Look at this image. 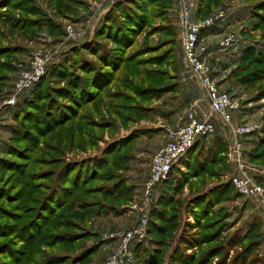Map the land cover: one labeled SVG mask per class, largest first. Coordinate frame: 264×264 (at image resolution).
I'll use <instances>...</instances> for the list:
<instances>
[{"label":"rangeland","instance_id":"rangeland-1","mask_svg":"<svg viewBox=\"0 0 264 264\" xmlns=\"http://www.w3.org/2000/svg\"><path fill=\"white\" fill-rule=\"evenodd\" d=\"M34 1L35 5L53 23L61 27L62 32L60 35L47 32H39V34L36 32L37 34L34 35L28 32L25 35L15 32V35L13 33L8 35L9 29L7 26L0 24V29H3L4 33L9 36L6 35L5 38H0V46L15 48L12 55L3 59L10 62L16 72L11 74L12 77L4 83L3 90L0 92V188L6 189L9 196L15 195L10 197L9 201L18 199L21 195H26V186L36 188L37 185L34 184L40 182L38 184L43 187V181H41L42 177L45 176L43 173H53L47 181H44V184L51 183V177L54 175L53 171L59 170L60 166L53 165L55 161H49L58 156L54 153L55 151L52 152V149L55 150V146H57L56 138L58 135L56 131L43 138L40 135L45 134L48 130L47 125H52L49 124L50 122L61 118V115L57 116L55 108L58 105L64 106V104H67L58 95H62L60 90L72 92L73 89L68 84V80L71 79L70 76L76 74L79 78L87 80V75L77 72V69L69 73L68 70L72 67V64L69 63L66 64L67 67L60 74L61 76L51 74L40 88L20 94L21 102L17 107L8 106L7 100L9 95L11 96L13 93L12 86L15 78L21 70L26 68L35 51L41 50L51 54L52 60L50 63L52 64L61 62L64 58L67 61L72 60V58H79V54H84L86 57V50L81 48L91 41L104 16L111 12L115 18L121 19V14L127 12V9H131L133 13L141 16L142 25L145 27L142 33L137 36V42L131 49L133 51L140 50L141 57L139 60H144L142 61V64L145 65L144 70L146 69L147 72L149 70H159L172 74L173 68L167 67L162 60L165 58V52L172 48L170 43L173 42V38L178 46L177 56L179 54L184 59L179 43L176 0H169L168 3L171 6L168 11L165 10L166 3L163 1L153 4L147 0H85L84 6H79L74 12L66 15L58 14L53 4L49 3L48 0ZM222 2V6L228 4L232 7L231 15L203 33L201 40L203 45L210 46L211 51L215 52L216 61L220 62L218 63L220 70L224 71V74L217 79L219 84L224 85L223 91L228 92L240 104V115L245 118L240 122L254 123L261 126L257 132L242 138L244 152L248 150L245 153L247 155L264 132V97L259 95L260 90L264 88V80L254 85H243L237 82V78L242 76V71L246 68L244 65L246 63L240 59L242 51L252 48L264 58V10H262L264 0H222ZM8 13L25 17L22 12H10L9 9L5 8L0 10V14L8 15ZM67 26L72 27V35L66 32ZM228 33H234L240 44L226 51H219L218 42ZM75 47L78 48L77 51L75 54L71 53V50ZM178 65L179 67L182 66L180 59ZM251 68H256V66ZM260 68L264 70L263 66H260ZM71 80L73 82V79ZM152 80L143 77L142 86L150 85V83H153ZM133 81L135 80L133 79ZM169 82L172 81L163 79L161 84H169ZM136 83L139 84L138 79H136ZM115 90V86L110 87V91L115 92ZM123 91L131 95L134 102L139 103L140 111L138 110V114L132 113V117L136 120L134 119L132 123L124 125L120 122L119 115H116L120 111L111 110L108 112V110H105L104 112L97 111L93 113L96 120H110L113 127L111 130L106 129L95 132V135L101 139L97 140L94 147L85 146L84 149L79 150L64 149L61 161L66 164L70 162L78 164L95 157L100 159L101 150L107 144L137 132L138 139L131 146L130 168L117 172L126 186L132 188V190L135 189V192H132L131 199L113 210L104 211L100 216H93L87 221L81 222V227H78V230L58 227L51 229L52 223H50L44 228L45 232L41 235L43 238L37 240L38 244L28 243L25 239L26 236L19 231V227L32 218V214L27 212L31 211L29 208L36 207V204H30L26 196L21 199L19 204L22 206L20 212L8 216L2 211H10L13 204L0 201V225L5 224L11 227L7 235L2 236L0 231V264H38L46 257H50L47 264H101L112 251L106 246L110 241H115L111 236L133 225L135 216L129 210V206L141 192L142 183L148 174L151 157L165 143L164 133L161 134L160 131L172 128V126H166L168 123L166 119L169 121L172 118L169 119L164 112L167 110L166 103L170 106L173 103L169 101L171 99L166 100V98L167 96H174L178 90L145 101L138 99L134 94H130V91L125 89ZM48 97L52 100H49ZM115 102L124 104L122 101ZM55 105L57 106L55 107ZM63 113L65 114V112ZM177 113H180V111ZM143 132H146V134ZM248 137H251L250 140L252 141H246L245 138ZM30 140L32 141L29 142ZM210 140L205 141L203 152H200L203 153L202 155L199 153L200 156L190 159L189 170L183 165L176 164L175 175L170 173L165 180L166 184L161 192L164 204L155 207L157 208L155 210H164L163 216H171L169 220L173 224V229L163 236L151 232L157 231L160 224L150 216L151 208L158 193L157 187L148 210L145 236L139 245L147 254L160 253L158 264H168L169 256L174 250L199 257L204 251L213 246L217 247L211 255H216H213L207 262L205 261L206 264H264L263 215L251 200L240 197L232 190L226 192L221 199L216 196L217 190L214 188L223 182H229L228 179L232 175V168L226 158L227 150L219 155L220 158L223 157L222 162L214 166H207V171L203 174L198 175L199 170L193 173L194 170L200 167L199 161L206 158L204 154L211 145ZM78 143L82 144V141ZM27 144L30 145L26 149L27 152H24L23 148ZM10 147L16 149L19 153L10 150ZM34 147H37V149L34 150ZM150 151L155 152L151 153ZM23 153H26L25 158H31L30 164L22 165L24 163L20 158L24 159ZM28 153H30V156H27ZM135 155L136 157H134ZM187 157L188 155L185 154L183 159ZM6 162L21 164L22 167L16 173H12L11 169H14V167L6 165ZM251 164L264 170L262 166ZM29 179H32V181ZM259 181L264 184V180L259 179ZM176 183L180 184L178 190H176L178 188ZM81 199L86 198L81 197ZM204 200H208L211 205L209 208L210 215L202 221L201 212L204 209ZM171 202L174 203L171 204ZM57 214H62L59 215L60 219H57V217L56 219L50 218L49 221L64 220L69 214V209L59 211ZM150 221L156 222V225L152 228L150 226L151 230L148 231ZM198 223L203 226V229L198 227L199 225L197 226ZM250 229H254L253 233L246 239L239 241L240 235L246 234ZM59 232H66L67 234L75 232L76 237L65 239L66 241L74 240V244L60 243L63 239L54 237V234ZM45 233L46 235L43 236ZM207 234L211 235L209 240L212 241L198 245L197 241ZM158 240L160 243H157ZM6 248L8 250H5ZM82 250H87L90 255L85 260L79 261V259H76V254ZM132 263L133 256L128 264Z\"/></svg>","mask_w":264,"mask_h":264},{"label":"trees","instance_id":"trees-1","mask_svg":"<svg viewBox=\"0 0 264 264\" xmlns=\"http://www.w3.org/2000/svg\"><path fill=\"white\" fill-rule=\"evenodd\" d=\"M48 1L53 4L57 13L60 15L74 12L77 7L84 6L86 3L85 0ZM147 1L153 4H158L160 1H163L166 3L165 10L167 11L171 6V4L168 3L169 0ZM222 5V0H197L194 6L195 13L193 17L196 20L204 19L210 16L214 9L223 7ZM4 8L9 9L10 12H22L25 15V17H20L19 15L16 16L11 13H8V15L0 14V24L7 26L9 29L8 35L14 34L15 32L23 35L27 32L32 35L39 34V32L60 35L62 32L61 27L53 23L46 14L35 5L34 0H0V10ZM127 10V12L121 14V19L115 18L111 12L104 16L101 24L95 30L91 41L81 48L82 50H86V57L84 54H79V58H72V60L68 61L64 58L63 61H59L56 64H48L45 75L41 80L30 90L23 92L27 93L36 90L35 88H40L51 74L61 76L60 74L63 73L64 69L67 67L66 64L69 63L72 64V67L68 70L69 73L77 69V72H82L87 75V80L79 78L76 74L70 76L73 82L70 79L68 80V84L69 87L73 89L72 92L69 90L67 92L60 90L62 95H58L61 99H64L67 104H64V106L58 105V107L55 108L57 116L59 117V115H61V118L50 122L49 124L52 125H47L48 130L45 134L40 135L43 138L55 131L58 135L56 138L57 146H55V150L52 149V152L55 151L54 153L58 156L49 161H55L53 165L60 166L59 170H56V172L50 170L54 172L50 180L51 183L44 184V181H47L53 173H43L45 175L41 180L43 181V187L38 184L40 182L34 184L37 185L36 188H33V186H26V188L28 187L27 189L25 188L27 194L21 195L18 199L13 201H9V199L15 195L9 196L7 195L6 189L0 188V201H7L6 203L13 204L12 209H10L11 212L9 210H7V212H5L6 210L4 212L2 211V213L8 216L20 212L22 206L19 204L21 199L26 196L30 204H36V207L29 208L31 211L27 212L28 214H32V218L19 227V231L26 236L25 239H27L28 243L34 242L38 244L39 242H37V240L43 238L41 235L45 232L44 228L50 223H52L51 229L53 227H58L78 230V227H81V222L87 221L93 216H100L104 211L113 210L131 199L133 195L132 188L125 185V182L121 180L117 172L130 168L129 165L132 157L131 146L138 139L137 132L107 144L101 150L100 159L95 157L78 164L72 162L66 164L61 161L64 149L79 150L84 149L85 146L94 147L97 140L101 139L99 136L95 135V132L106 129L111 130L113 126L110 120L98 121L93 116V113L97 111L104 112L105 110H108V112L111 110L120 111L116 113V115H119L122 124L127 125L133 122L135 118L132 116L133 114H138L140 108L139 103L134 102L132 96L126 94L123 89L130 91V94H134L142 101L178 90V46L175 39L173 38V42L170 43L172 48L165 52V58L162 60L167 67L173 68L174 71L172 74L159 70H149L147 72L146 69L144 70L145 65L142 64L144 60H139L141 57L140 50H131L137 42V36L142 33L145 27L142 25L143 21L141 16L133 13L131 9ZM262 10H264V8H262ZM6 35L4 30L0 29V38L3 39ZM76 47L71 50V53L75 54L78 49ZM14 50L15 48L11 46H0V92L3 90L4 83L9 81L12 77L11 74L16 72L12 64L3 59L4 57L12 55ZM240 59L242 62L246 63L244 64L246 68L242 71V76L237 78V82L243 85H254L264 80V70L260 68V66L264 67V58L258 54L255 49L248 48L242 51ZM253 66H256V68H251ZM143 77L151 78L154 81L152 80L153 83H150V85L142 86ZM133 79L135 81H133ZM136 79H138L139 84L136 83ZM163 79L172 82H169V84H161ZM111 86H115V92L110 91ZM259 95L264 97V88L260 90ZM50 99L52 100V98H49V100ZM115 101H122L124 104L116 103ZM20 102L21 100L19 98L13 107H17ZM56 106L57 105H55V107ZM63 112H65V114ZM38 133L40 132L38 131ZM143 133L146 134V132ZM205 138L206 137H203L198 140L187 151L186 156L188 155V157L185 159H183V157L180 158L177 164L183 165L189 170L190 159H195L198 155L200 156V154H203L200 152H203ZM31 141L32 140L29 142ZM79 141H82V144H79ZM29 145L30 144H27L23 148L24 152H27L26 149ZM36 149L37 147H34V150ZM10 150L16 151V149L12 148ZM226 150V144L222 139L214 138L210 147L206 150L207 152L204 154L206 158L199 161L200 167L194 170L193 173L199 170L198 175L203 174L207 171V166H214L222 162L223 157L220 158L219 155L225 153ZM22 155H24V159L20 158L24 163L22 165L30 164L31 158H25L26 153ZM27 156H30V153H28ZM246 158L249 163L264 167V132L262 133V137L256 142L254 148L247 153ZM6 165L14 167V169H11L12 173H16V171L18 169L20 170L22 167L21 164H13L12 162H6ZM175 172L176 167L174 165L170 173L175 175ZM29 180L32 181V179ZM175 180L178 181L177 179ZM165 184L166 181L157 186L158 193L150 211V216L160 223L157 231H151L158 236L166 235L169 230L173 229V224L169 220L171 216H163L164 210H155L157 209L155 207L164 204L161 192ZM176 186L178 187L176 190L180 189L179 183H176ZM214 189L217 190L216 196L220 199L223 198L226 192L230 190L234 191L229 182H223ZM81 197L86 199H81ZM173 203L174 202H171V204ZM203 205L204 209L201 212L202 221L210 215L209 208L211 203L208 200H204ZM64 209H69V214L64 220H57L56 222L49 221L50 218L56 219L57 217V219H60L59 215L62 214L57 213ZM75 214L77 218L74 217ZM54 215L56 216L53 217ZM154 225H156V222L150 221L148 231L151 230L150 226L152 228ZM198 225L199 223L197 226ZM198 227L203 229V226L199 225ZM10 230L11 227L9 225H0L2 236L7 235ZM253 231L254 229H250L246 234L240 235L239 241L249 237ZM74 233L75 232L67 234L66 232H59L54 234V237L63 239L60 242L62 244H74V240H65L72 239L73 236L76 237ZM45 235L46 233L43 236ZM210 237L211 235L207 234L199 239L197 244L210 243V241H212L211 239L209 240ZM157 243H160L159 240ZM216 247L213 246L209 248L199 257L179 253L178 250H174L171 256H169L168 264H206L207 260L213 255H216H211L214 253ZM5 250L8 249L6 248ZM76 255V259L83 261L90 255V252L88 253L87 250H82ZM159 257L160 253L155 252L153 254H147L142 250L141 245L136 244L133 247L132 264H158ZM49 259L50 257H46L38 264H47Z\"/></svg>","mask_w":264,"mask_h":264},{"label":"built area","instance_id":"built-area-1","mask_svg":"<svg viewBox=\"0 0 264 264\" xmlns=\"http://www.w3.org/2000/svg\"><path fill=\"white\" fill-rule=\"evenodd\" d=\"M113 1V0H111ZM179 30V43L185 64L208 101L204 109L199 103L190 106L182 124L176 128H166V143L151 157L149 173L143 182L140 194L134 198L129 210L135 216L131 227L117 232L111 237L116 241L112 251L101 264H128L133 256V247L145 236V227L151 199L159 184L170 174L172 166L185 156L187 151L201 138L215 134L214 120L219 121L228 131L229 142L226 158L232 167L228 179L234 192L251 200L264 217V170L248 162L242 138L257 132L260 125L233 123V115L239 112L240 104L228 92L219 89L208 63V49L200 43V36L217 23L226 19L228 5L215 10L210 16L196 20L193 17L195 0H176ZM66 32L72 35L71 26ZM240 44L234 33H228L218 42V48L226 51ZM52 56L41 50L35 51L27 67L21 70L13 84V93L7 105L13 107L20 94L33 88L45 75Z\"/></svg>","mask_w":264,"mask_h":264},{"label":"crops","instance_id":"crops-1","mask_svg":"<svg viewBox=\"0 0 264 264\" xmlns=\"http://www.w3.org/2000/svg\"><path fill=\"white\" fill-rule=\"evenodd\" d=\"M196 2H197V0H195V4H196ZM231 8L232 7H230V6L227 8V16H226V18L229 15H231L230 14L231 11H232ZM194 13H195V7L193 8V14ZM201 37H202V35H201ZM201 37H200V43L202 44V40H201L202 38ZM209 47L210 46H206V48L208 49V57H207V60H208V63L210 65V67H211L214 80L216 81L219 89L223 90L224 85L223 84H219V81L217 79L224 74L223 73L224 71H221L220 70V66L218 65V63H220V62H217L216 61L217 59L215 57V52L211 51V49ZM180 49H181V47H180ZM219 51H221V50L219 49ZM179 59L182 61V66L179 67L178 74H177L178 75V83H179L178 91L174 94V96L173 95L170 96V97L167 96V98H166V100L171 99L169 101L171 103H173V105H175V106H173V105L170 106V105H167L168 103H166L167 110H166V112H164L165 113V116H168L169 119L172 118L169 121H168V119H166L167 120L166 122H168L166 126L167 127L172 126V128H176V127H178V126H180L182 124V122L184 120V117H185V113H186L187 109L190 106L195 105L197 103H199L204 109H206L207 106H208L207 98L205 97V95L203 94V92L199 89V87L196 84V82L194 81V79H193V77L191 75L190 70L187 68V66L185 64V60L182 59L181 56H179V54H178V60ZM26 67H27V65H26ZM216 74H219V75H216ZM179 111H180V113H177ZM240 114H241V111H239V112H237L236 114L233 115V123L235 125H239L238 123H240V124H247V123H241L240 122V121H243L245 119ZM248 123H250V122H248ZM214 124H215V128H216L215 134L212 135V136L206 137L205 138V141H208V139H211L210 142H212V140L214 138H221L222 141L228 147L229 136H228L227 129L219 121H217V120H214ZM155 127H157V126H155ZM153 129H154V127H153ZM160 133L161 134L164 133L165 143H166V133H165V131L161 130ZM245 139H246V141H252V140H250L251 137H248V138H245ZM246 151H248V150H245V153H246ZM150 152L151 153H154L152 151H150ZM134 157H136V155ZM148 173H149V170H148ZM147 176H148V174H147ZM146 177H145V179H146ZM259 179L260 180H264V177L262 176ZM142 185H143V183H142ZM132 187H135V186H132ZM141 188H142V186H141ZM133 192H135V189L134 188H133ZM115 245H116V241H110L109 244H106V246L109 247L108 248L109 250H112Z\"/></svg>","mask_w":264,"mask_h":264}]
</instances>
